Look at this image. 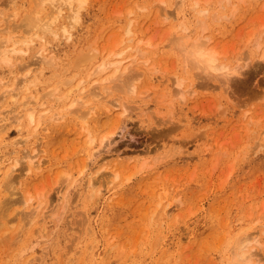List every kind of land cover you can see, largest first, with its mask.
Segmentation results:
<instances>
[{"label": "rangeland", "instance_id": "rangeland-1", "mask_svg": "<svg viewBox=\"0 0 264 264\" xmlns=\"http://www.w3.org/2000/svg\"><path fill=\"white\" fill-rule=\"evenodd\" d=\"M64 5L0 0V118L14 119L0 135V264H235L245 238L251 264H264V0H76L75 17ZM185 27L240 74L222 81L187 66L174 40ZM140 40L151 47L136 92L123 88L135 72L119 77L107 100L121 111L104 102L84 130L65 107L70 90L90 82L91 101L100 62L127 64ZM114 46L126 52L112 56ZM15 83L18 100L7 97ZM24 96L46 118L67 116L34 135ZM35 152L40 170L4 179L14 157Z\"/></svg>", "mask_w": 264, "mask_h": 264}, {"label": "bare ground", "instance_id": "bare-ground-1", "mask_svg": "<svg viewBox=\"0 0 264 264\" xmlns=\"http://www.w3.org/2000/svg\"><path fill=\"white\" fill-rule=\"evenodd\" d=\"M64 1V3H65V7H67L68 8V10L72 13V15L75 17L77 14H78V8L75 6V3H76V0H63ZM162 3H163V1H161ZM183 3V2H182ZM196 4V3H195ZM182 6H183V4H181ZM199 5V4H198ZM196 7V6H195ZM195 10V9H194ZM197 10V9H196ZM184 11V10H183ZM201 13V12H200ZM182 14V13H181ZM16 15V14H15ZM179 15V14H178ZM182 16V15H181ZM201 16V15H200ZM186 17V16H185ZM205 18V17H204ZM185 19V18H184ZM201 19H203V17L201 18ZM43 20H46V19H42V22H44ZM40 21V20H39ZM47 21V20H46ZM198 21V20H197ZM184 22V21H183ZM202 22V21H201ZM203 22H205V20L203 21ZM38 23V22H37ZM41 22H39V24H40ZM198 23H200V21L198 22ZM197 23V24H198ZM39 24L37 25V24H35L37 27L39 26ZM205 25V23H202V25ZM34 25V26H35ZM50 25H51V23H49V20H48V22H45L44 24H41V26L45 29V28H48V31L52 28H50L49 29V27H50ZM53 25V24H52ZM51 25V26H52ZM40 26V27H41ZM129 26H131V24H130V22H129ZM174 26V25H173ZM179 26H181V25H179ZM183 26H184V24H183ZM199 26H201V24H199ZM40 27H38V28H40ZM204 27V29H206L207 27L206 26H203ZM203 27H201V28H203ZM34 28V27H33ZM37 28L35 27V30H36ZM40 29H42V28H40ZM178 29V28H177ZM181 29V28H180ZM203 29V30H204ZM34 30V29H33ZM184 30V32H182ZM183 30H181L180 32H182V34H180L177 38L175 37L174 38V40L176 41V43H179V46H177V47H179L180 48V50L182 51V52H184L185 53V55L187 56L186 57V59H187V66H190V67H192L193 69H198V70H202L203 72H206V73H208V75H210V74H213V76H215L214 74L215 73H218V76H219V74L221 75V77H222V81H227V80H229L230 79V77L231 76H235L236 74H240V71H239V69H238V67L236 66V68H231V67H229L228 65H226V64H224V63H221L220 62V60H219V57L217 56V54L215 53V51L211 48V44H212V42H211V40H210V38H205V36H203L202 34H203V32H202V34H201V36H198V37H196V38H194L195 36H192L189 32H188V30H189V28L188 27H185ZM192 30V29H191ZM37 31V30H36ZM38 31H39V29H38ZM45 31H47V30H45ZM53 31V30H52ZM190 31V30H189ZM194 31V30H193ZM202 31V30H201ZM206 31H208V29H206ZM42 32H44V31H42ZM49 32H51V31H49ZM173 32V31H172ZM176 32V31H175ZM205 32V31H204ZM132 33V30L129 28V34H131ZM171 33V32H170ZM197 33V32H196ZM193 34V33H192ZM198 35V34H197ZM174 36V35H173ZM175 36H177V35H175ZM171 37V36H170ZM208 37V36H207ZM212 37V36H211ZM261 37V36H260ZM168 39H172L171 41H173V38L171 37V38H168ZM167 39V40H168ZM213 39V38H212ZM261 39H263V38H261ZM133 40V39H132ZM28 41V40H27ZM170 40H169V42L170 43H172ZM174 41V42H175ZM259 41V40H258ZM124 42V39H122L119 43H118V45L119 44H122ZM260 42V41H259ZM24 43H25V41H24ZM26 43H28V42H26ZM173 44H175V43H173ZM260 44H262V43H260ZM149 45H151V42L150 41H148L147 43H146V45L143 43V40H140L136 45H134V47L133 46H129L128 48L130 49V48H132V50L130 51V52H132V54H131V58H129V62L126 64V61L128 60V57H126V58H122L121 60H118L117 62H111V60H107V58L106 59H104V60H102V62H100V64H99V67H97V69H98V71H97V75H101V79H102V83L101 82H99L100 84H101V88L100 89H98V91H95V89H96V87L98 86H95V87H93L94 88V90H93V92L92 91H90V93L88 94L89 95V97L90 96H92V99H91V101H89V102H87V101H85V98L87 97V95H85V93H87L88 92V90H87V88H88V85L87 86H85L84 84H85V82L87 83L88 81H85V82H82V83H80V84H78V86H76V88L74 89H71L70 90V92H69V94H71V96L72 97H70V99L68 98V100H70V102H67L66 100H64V101H66L67 102V105L65 106L67 109H68V107H71L72 108V110L71 109H69V111L71 110V113H77L78 114V117L80 118V120L82 121V123H83V129L84 130H87V131H89L90 129H89V127L91 126L90 124L91 123H93L94 122V120H95V116L99 113V111H100V108H101V105L104 103V102H106V103H108V106L106 105L105 107L107 108V111L109 112V113H111V112H116V111H121V104H119L120 103V101H119V103H116L114 100H113V102H110V101H108L107 99L110 97V94H111V90H112V87L113 86H111V83L113 84V82H115L116 80H119V77H122V79H123V77H124V75H128L130 72H135V73H133L134 75H131L132 73H130V75L129 76H127L126 77V80H125V85H124V90L126 89V94H127V90H130L129 92H131V93H135L136 92V87H135V85H136V83H134V82H136V80L137 79H139L140 77H138V76H141L142 74H143V72H138V70L139 69H141L139 66L142 64V66H143V64H145V65H148V63H149V60L148 59H146V60H144V58H145V55L147 54L146 53V49H145V46L146 47H149ZM172 45V44H171ZM170 45V46H171ZM176 45V44H175ZM178 45V44H177ZM258 45V44H257ZM264 46V45H263ZM151 47V46H150ZM149 47V48H150ZM176 47V46H175ZM260 47V46H259ZM2 48V47H1ZM116 47L114 46L113 48H112V51H111V55L113 56V55H122V54H124L126 51H123L122 53H119V54H116L115 52H114V49H115ZM261 48V47H260ZM148 49V48H147ZM2 50V49H1ZM6 50V49H5ZM5 50H4V52H5ZM8 53H11V51L10 50H6ZM4 55V54H3ZM42 55H44V54H42ZM264 55V54H263ZM7 56H9V55H7ZM10 57V56H9ZM45 57H46V59H48V57H47V55H45ZM45 57H43L44 59H45ZM98 57V56H97ZM101 57V56H100ZM6 58V57H5ZM185 58V57H184ZM7 59V58H6ZM110 59V58H109ZM185 59V60H186ZM240 59V58H239ZM241 60V59H240ZM243 60V59H242ZM11 61V60H10ZM111 66H114V69H113V71H112V73H110L108 70L109 69H111L112 67ZM144 67V66H143ZM145 67H147V66H145ZM144 67V68H145ZM240 68V67H239ZM134 69V70H133ZM148 69H150V68H148ZM136 70V71H135ZM149 71V70H148ZM95 72V71H94ZM201 72V71H200ZM128 73V74H127ZM145 73V72H144ZM95 74H96V72H95ZM147 74V73H146ZM92 75H94V74H92ZM96 75V76H97ZM90 77H92L91 75H90ZM221 77H220V79H218V80H220V83H221ZM118 78V79H117ZM214 78H216V77H214ZM218 78V77H217ZM216 78V79H217ZM27 79V78H26ZM232 79V78H231ZM25 80V79H24ZM26 81V80H25ZM28 81V80H27ZM30 82L32 81L33 82V80H29ZM120 81L121 80H119L118 81V83H120ZM123 81V80H122ZM216 81V80H215ZM24 82V81H23ZM24 83H26V82H24ZM29 83V82H28ZM88 83H90V82H88ZM95 83V82H94ZM98 83V84H99ZM17 83H15V85H14V87L16 86V87H18V85H16ZM27 84V83H26ZM33 85H34V83H32ZM176 84L179 86V88H178V90L176 91V96H180V97H183L184 95H186L185 93H186V90L182 87L184 84H183V81H181L180 79H178L177 81H176ZM227 84V83H226ZM116 85V84H115ZM117 85H119V84H117ZM28 86H29V84H28ZM34 86H36V84L34 85ZM119 86H121V85H119ZM123 86V85H122ZM122 86L120 87V89L122 88ZM14 88V89H12L11 90V92H10V94L7 96V97H11V99L12 98H18V95L20 96L21 94H20V91L18 92V93H15V91H16V89H18V88ZM23 87V86H22ZM33 87V86H32ZM99 87V86H98ZM117 87V86H116ZM123 88H122V90H123ZM22 89H24V88H22ZM29 90V88L28 87H26V90ZM34 89V88H33ZM89 89V88H88ZM90 89H91V86H90ZM89 89V90H90ZM115 89V86L113 87V90ZM177 89V88H176ZM32 90V89H31ZM85 90H87V92L85 91ZM119 90V89H118ZM117 90V91H118ZM115 91V90H114ZM121 91V90H120ZM17 92V91H16ZM91 92H92V94H91ZM173 92V91H172ZM125 93V92H124ZM91 94V95H90ZM125 94V95H126ZM174 94V93H173ZM112 95V94H111ZM128 95H130V94H128ZM66 96V95H65ZM65 96L63 97L64 99H65ZM67 96H68V94H67ZM66 96V97H67ZM6 97V96H5ZM25 97V96H24ZM30 98V96L28 97V98H24L25 99V101L26 102H24L23 100H22V102H24V103H22V102H20L21 104H23V105H21V106H23L24 108L26 107V111H27V114H26V117H27V121H28V124H27V129H28V131L29 132H31V133H33L34 135H38V130H39V128H41V126H42V124L44 123H47V125H49V124H51L52 122H55V123H57V121H61L62 119L64 120V118L67 116L66 114H67V112H64V113H62V111H65L66 109H63V110H59V112H57V113H54L52 116H50V117H48V118H46V113H47V111L46 110H42V112H43V114H39L38 112H39V105H38V101L36 100L35 101V97L33 96V99H34V101L35 102H33V100H30L29 99ZM59 98V97H58ZM58 98H56V100L58 99ZM111 98H113L112 96H111ZM121 98V97H120ZM29 99V100H28ZM32 99V98H31ZM60 99V98H59ZM89 99V98H88ZM89 99V100H90ZM122 99V98H121ZM18 100V99H17ZM61 100V99H60ZM63 100V99H62ZM116 100H118L117 98H116ZM14 101V103H15V100H13ZM13 101H11L12 103H13ZM59 101V100H58ZM112 101V100H111ZM16 102H18V101H16ZM60 102V101H59ZM13 103V104H14ZM19 103V104H20ZM57 103V102H56ZM65 103V102H64ZM63 103V104H64ZM86 103V105H84ZM17 104V103H16ZM15 104V105H16ZM60 104V103H59ZM66 104V103H65ZM123 104V103H122ZM42 105H44V104H42ZM70 105V106H69ZM103 106V105H102ZM18 107H19V105H18ZM51 107V106H50ZM84 107H86L85 108V110H82ZM104 106H103V108H105ZM123 107V106H122ZM124 107H125V104H124ZM123 107V108H124ZM58 108V107H57ZM102 108V109H103ZM18 109V108H17ZM51 109H52V107H51ZM56 109V108H55ZM126 109V108H125ZM21 110H23L22 108L20 109V111ZM50 110V109H49ZM57 110V109H56ZM104 110V109H103ZM106 110V109H105ZM14 113H15V111H17V110H15V108H14ZM12 111V112H13ZM52 111V110H51ZM106 111V112H107ZM18 112H19V110H18ZM50 112V111H49ZM48 112V113H49ZM70 113V114H71ZM125 111L123 110L121 113H119L118 115H117V118H118V116H124L125 115ZM1 114V113H0ZM72 114V115H73ZM16 115H17V113H16ZM20 115V114H19ZM18 115V116H19ZM66 115V116H65ZM76 115H74V117H75ZM7 117V116H6ZM3 118V117H1L0 118V135H1V131H3L2 129L4 128V126H5V124L7 123V121L8 120H12L13 119V117H12V119H7V118ZM16 117L17 116H15V119H16ZM23 118V115L21 116V119ZM77 118V117H76ZM121 118V117H120ZM20 118H17V120H15V121H18V123H20L19 122V120H21ZM24 119V118H23ZM14 120V119H13ZM23 121H25V120H23ZM22 121V122H23ZM11 122V121H10ZM10 122H8V123H10ZM13 123H14V121H12ZM3 123V124H2ZM7 123V124H8ZM15 124H16V122H15ZM46 125V126H47ZM14 126H16V125H14ZM48 129V128H47ZM5 130V129H4ZM42 130H44V131H46V129H45V127L42 129ZM41 130V131H42ZM93 132V131H92ZM86 133H88V132H86ZM99 133V132H98ZM90 134V133H89ZM92 134V133H91ZM110 134V133H109ZM109 134H105V135H101L102 136V144H105V142L110 138V135ZM98 136V135H97ZM90 137V136H89ZM93 137V136H92ZM91 138V137H90ZM43 139V138H42ZM96 139L97 138H93L92 140H91V142L90 143H92V142H94V141H96ZM28 140V139H27ZM89 140V139H88ZM106 140V141H105ZM26 141V140H25ZM105 141V142H104ZM23 142V141H22ZM42 142V141H41ZM104 142V143H103ZM101 144V143H100ZM19 146V145H18ZM14 147V146H13ZM13 150V149H12ZM42 151V150H41ZM40 151V152H41ZM17 152V150H16V148L13 150V151H11V153H16ZM43 152V151H42ZM41 152V153H42ZM11 153H9L10 155H11ZM39 153V152H38ZM38 153H34V154H26L25 156H23V157H20V158H13V164H10L9 165V167H7V170L4 172V179L5 180H7V179H11V178H13V177H15L16 179H17V176H15L14 174L15 173H17L18 171H20V172H22L21 173V175L23 174V170L26 172V173H30V172H32V171H35V170H40L41 169V167H42V164H41V160L39 159V154ZM17 155V154H16ZM15 155V156H16ZM6 156V155H5ZM14 156V155H13ZM18 156V155H17ZM0 158H2V156H0ZM5 158V157H4ZM26 159V160H25ZM6 160V159H5ZM40 160V161H39ZM3 161V160H2ZM7 161V160H6ZM12 161V160H11ZM10 161V162H11ZM23 162H26L27 164V167L26 166H23L22 165V163ZM2 163V162H1ZM5 163V162H4ZM25 164V163H24ZM22 165V166H21ZM86 165V164H85ZM88 165H86L85 167H84V172L88 169ZM119 166L118 165H114V167L112 168V171H110L111 172V174H112V176H114V178L115 179H117V178H119V175H120V170H119V168H118ZM1 171V170H0ZM20 175V174H19ZM24 175V174H23ZM19 177V176H18ZM91 188L93 189V193H94V186H91ZM98 189V188H97ZM42 197V196H41ZM28 198V197H27ZM1 200V199H0ZM30 202V201H29ZM39 202H40V200H39ZM43 203H41L40 205H42ZM38 207H39V204H38ZM37 208V207H36ZM40 208V207H39ZM49 209V208H48ZM52 209V208H51ZM50 209V210H51ZM55 209V208H54ZM54 209H52L53 211H54ZM49 210V211H50ZM47 212V211H46ZM50 212H52V211H50ZM55 212H56V209H55ZM44 213V212H43ZM49 213V212H48ZM47 213V214H48ZM47 214H45V215H47ZM52 215L54 214V213H51ZM43 215V214H42ZM46 218V217H45ZM43 221H44V215H43ZM245 243V244H244ZM237 245L235 246V249L237 250L236 252H235V255H234V260H233V262L235 263V264H251V259H252V257H248L247 255H248V252H246L245 251V248H247V246L246 245H248L249 244V242H248V239H244L242 242H238V243H236ZM235 245V244H234ZM233 245V246H234ZM256 254V252H253V253H251V254H253V255H255ZM250 254V253H249ZM232 262V263H233Z\"/></svg>", "mask_w": 264, "mask_h": 264}]
</instances>
